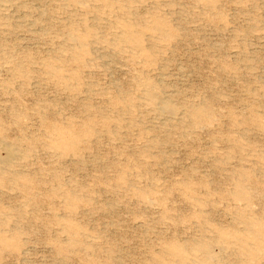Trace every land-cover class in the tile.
<instances>
[{
  "label": "rangeland",
  "instance_id": "obj_1",
  "mask_svg": "<svg viewBox=\"0 0 264 264\" xmlns=\"http://www.w3.org/2000/svg\"><path fill=\"white\" fill-rule=\"evenodd\" d=\"M0 160V264H264V0H0Z\"/></svg>",
  "mask_w": 264,
  "mask_h": 264
},
{
  "label": "bare ground",
  "instance_id": "obj_2",
  "mask_svg": "<svg viewBox=\"0 0 264 264\" xmlns=\"http://www.w3.org/2000/svg\"><path fill=\"white\" fill-rule=\"evenodd\" d=\"M132 26V25H131ZM84 32V31H83ZM123 33V32H122ZM124 35V39H125V41H127V42H137V36L135 35V32L132 30V29H129V30H127L126 32H125V34H123ZM136 44V43H135ZM140 54H142L141 52H139ZM152 98H153V100H155V98H156V94H154V95H152ZM159 98V97H158ZM157 99V98H156ZM160 102V105L162 106V105H164L165 103H166V100L165 99H163V100H161V101H159ZM173 114V113H172ZM4 147H5V149H6V151H7V156L8 157H6L7 158V160L6 161H10V160H12L13 158H15V157H17L16 155H17V151L13 148V147H11V146H9V145H3ZM0 162H3V161H1L0 160ZM2 164V163H1Z\"/></svg>",
  "mask_w": 264,
  "mask_h": 264
}]
</instances>
